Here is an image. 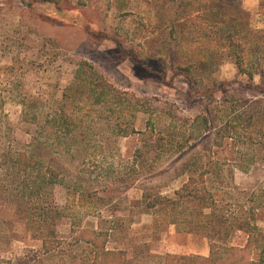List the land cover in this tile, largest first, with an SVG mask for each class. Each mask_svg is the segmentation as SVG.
Wrapping results in <instances>:
<instances>
[{
  "label": "rangeland",
  "instance_id": "rangeland-1",
  "mask_svg": "<svg viewBox=\"0 0 264 264\" xmlns=\"http://www.w3.org/2000/svg\"><path fill=\"white\" fill-rule=\"evenodd\" d=\"M40 1L0 0V156L39 137L34 154L59 177L35 194L38 199H27L26 186L38 185L39 177L0 169V264H90V249L71 239L73 222L111 228L108 248L123 250L127 264H162L169 253L205 250L210 244L202 235L175 225L155 227L140 201L144 193L173 195L187 180L185 164L194 156L238 158L220 128L211 130L201 119L195 123L197 117L213 118L211 101L191 94L183 76L172 78L190 59L191 43L210 31L206 15L181 27L172 24L181 15L179 2ZM229 1L225 13L264 29L260 0ZM88 28L107 38L92 37ZM129 53L157 60L145 68L129 61ZM216 62L211 77L196 72L197 91L205 94L215 76L220 87L231 83L233 99L264 104V93L245 92L235 83L249 77L239 74L233 60ZM250 67L259 69L255 83L264 82V58L255 57ZM54 114L72 121L60 132L53 127L46 145L40 133ZM149 119L185 148L166 153L154 170L134 171L129 162L138 146L136 131ZM233 180L240 191L264 199V149L247 172L235 169ZM73 193L77 203H87L84 208H68ZM261 214L264 227V207ZM246 240L239 232L232 244Z\"/></svg>",
  "mask_w": 264,
  "mask_h": 264
},
{
  "label": "trees",
  "instance_id": "trees-1",
  "mask_svg": "<svg viewBox=\"0 0 264 264\" xmlns=\"http://www.w3.org/2000/svg\"><path fill=\"white\" fill-rule=\"evenodd\" d=\"M155 2L165 4L179 2L181 15L172 21L173 25L178 23L181 27H185L191 22L192 17L200 18L201 15H206L210 31L191 43V49L187 54L190 59L184 65H179V70L173 73L172 78L183 76L189 84L191 94L196 92L198 96H205L211 101L212 111H216L213 118L197 117L195 123L200 122L201 119L211 130L220 128V135L225 140L231 141L238 153V158L233 162L194 156L185 164L187 180L175 190L173 195L152 196L144 193L140 204L144 206V213L153 216L155 227L175 225L179 230L202 235L209 240V256L169 253L162 258V264H264V227L260 225L263 220L261 214V209L264 207L263 195L256 197V192L240 191L233 180L234 170L247 172L256 163L257 151L264 149L263 101L233 99L234 94L229 90L231 83L220 87L219 80L215 76L211 78L212 83L206 91L207 94H202L203 92L197 91L196 79L197 71L211 77L213 67L219 64L216 60L223 57L233 60L239 74L249 77L245 84L235 81L245 92L264 93V82L256 84L254 81L259 69H250L255 57L264 58V29H253L247 21L240 22L239 19L225 13L229 0H156ZM260 13L264 17V0H260ZM87 32L97 39L107 38L106 34L95 32L90 28ZM121 52L128 55L125 51ZM142 57H138V53L137 55L129 53V61L145 68H149L147 62L157 60L150 54L145 55L143 59ZM157 74L164 76L162 73ZM217 95L220 97L219 100ZM33 116L38 117V114ZM68 121L72 119L66 116L62 119L56 114L47 117L44 130L40 133L41 137L45 138L46 145L48 140H52L51 129L60 126L59 132L60 129L65 130L69 128ZM215 123L218 127L214 126ZM136 133L140 136L138 146L129 162L134 171L147 167L154 170L166 153L173 150L182 151L185 148L172 133L157 131L151 119L145 123L144 129ZM37 143H41L39 137H33L26 145H21V148L16 150L10 148L7 153L0 156V169L8 168L15 173H22L23 177H39L38 185L35 183V187L29 184L26 186L27 196L24 198L27 199L34 197L38 199L39 196L35 194L40 192L44 185L54 186L58 183L56 177H59V174L51 167H47L45 161L34 154ZM68 150L73 151L72 148ZM60 152L62 151H58ZM90 159H92L91 153ZM77 194L73 193L69 197L68 208L86 206L87 203L84 204V201L77 203ZM72 224L71 239L75 244L82 243L90 249V264H127L123 250L108 248L111 228L102 226L82 228L77 223ZM239 232L247 236L244 245L232 244V239Z\"/></svg>",
  "mask_w": 264,
  "mask_h": 264
},
{
  "label": "crops",
  "instance_id": "crops-1",
  "mask_svg": "<svg viewBox=\"0 0 264 264\" xmlns=\"http://www.w3.org/2000/svg\"><path fill=\"white\" fill-rule=\"evenodd\" d=\"M192 254H196V255H201V256H206L207 257L210 254V246H207V248L205 250L201 251V252H192Z\"/></svg>",
  "mask_w": 264,
  "mask_h": 264
}]
</instances>
